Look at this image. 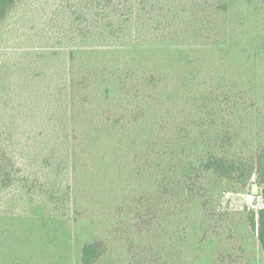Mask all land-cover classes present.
Instances as JSON below:
<instances>
[{"label":"trees","instance_id":"1","mask_svg":"<svg viewBox=\"0 0 264 264\" xmlns=\"http://www.w3.org/2000/svg\"><path fill=\"white\" fill-rule=\"evenodd\" d=\"M22 1L0 0V27ZM213 1L218 14L229 12L232 0ZM244 1L264 14L258 7L264 0ZM147 4L63 0L66 24L57 45L30 53L64 58L73 222L86 213L81 199L105 204L97 215L105 233L83 242L80 263H100L113 238L129 264H166L157 239L162 221L195 207L212 220L205 209L209 186L229 184L252 193L261 188L263 208L251 214L250 227L264 264V36L250 35L241 45L227 27V37L219 29L209 32L208 43H187L180 33L185 9H168L171 19L146 27L142 19L156 14ZM17 168L1 150L0 192L13 186ZM25 181L30 195L34 181ZM37 194L48 206L57 195ZM65 216L49 212L55 222Z\"/></svg>","mask_w":264,"mask_h":264},{"label":"rangeland","instance_id":"2","mask_svg":"<svg viewBox=\"0 0 264 264\" xmlns=\"http://www.w3.org/2000/svg\"><path fill=\"white\" fill-rule=\"evenodd\" d=\"M62 1L23 0L0 27V151L6 152L18 167L13 186L0 192V264H81L83 242L105 233L97 219L105 204L97 196L80 200L86 213L77 217L78 223L73 222V204L67 194L73 173L65 160L64 58L30 54L35 49L48 51L43 47L57 45L66 24L59 9ZM149 2L147 5H154L152 11L156 14L152 20L150 16L142 19L146 27L171 19L166 14L168 9H185L180 33L187 43H208L209 32L219 29L226 30L227 37V27L234 28L241 45H246L250 35L264 36V14L254 12L244 0H232L229 12L224 14L216 12L213 0ZM260 5L264 12V1ZM153 38L145 35L142 39ZM25 179L34 181L30 195L22 186L27 184ZM209 188L210 199L204 202L212 220L204 219L206 212L195 207L166 217L170 222L162 221L164 228L157 234L162 250L155 242L163 252L161 262L261 264L263 254L250 227L251 214L256 215L263 208L261 188L254 187L253 193L249 187L229 184H213ZM38 191L57 193L53 204L48 206ZM52 208L67 213L61 218L62 223L49 219ZM180 235H186L185 241ZM107 241V253L98 264H129L125 247L113 238Z\"/></svg>","mask_w":264,"mask_h":264},{"label":"water","instance_id":"3","mask_svg":"<svg viewBox=\"0 0 264 264\" xmlns=\"http://www.w3.org/2000/svg\"><path fill=\"white\" fill-rule=\"evenodd\" d=\"M262 208V206L260 207V209Z\"/></svg>","mask_w":264,"mask_h":264}]
</instances>
